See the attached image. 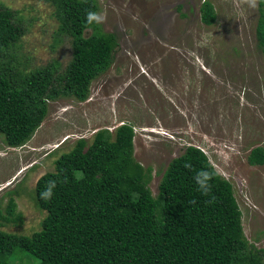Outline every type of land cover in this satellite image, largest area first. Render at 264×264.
<instances>
[{
    "label": "rangeland",
    "instance_id": "rangeland-1",
    "mask_svg": "<svg viewBox=\"0 0 264 264\" xmlns=\"http://www.w3.org/2000/svg\"><path fill=\"white\" fill-rule=\"evenodd\" d=\"M97 1L103 16L98 24L118 37L113 62L92 82L86 101H49L40 128L22 147L9 148L0 137V215L10 218L0 219V231L38 232L46 212L34 200L36 181L54 170V161L76 140L90 143L96 131L114 134L128 123L135 134L134 161L151 171L153 197L171 160L187 146L200 148L232 184L246 240L264 250V164L248 163L252 149H264L259 0H207L217 17L210 26L200 20L205 0ZM0 5L23 18L26 33L14 55L24 68L53 61L66 67L71 41L59 36L50 6L41 0H0ZM9 199L18 222L5 211ZM20 253L22 263L11 264H35Z\"/></svg>",
    "mask_w": 264,
    "mask_h": 264
},
{
    "label": "trees",
    "instance_id": "trees-1",
    "mask_svg": "<svg viewBox=\"0 0 264 264\" xmlns=\"http://www.w3.org/2000/svg\"><path fill=\"white\" fill-rule=\"evenodd\" d=\"M41 1L52 8L59 36L70 38L72 57L64 69L57 61L24 68L14 55L26 33L23 18L0 5V137L13 149L40 128L49 101H86L118 47L114 33L88 19V12L99 11L97 0ZM259 8L256 37L264 56V0ZM216 18L213 4L205 0L202 24L210 26ZM134 135L133 126L123 123L114 134L98 130L90 143L80 138L61 153L54 170L35 184L34 200L46 212L41 229L31 236L0 231V264L22 263L20 252L35 264H263L264 250L244 236L232 184L207 155L187 146L168 164L153 197L151 171L134 161ZM248 163L263 165L264 149H252ZM199 171L210 173L206 195L194 179ZM49 181L55 182L53 195L44 198ZM15 207L9 199L5 211L18 222Z\"/></svg>",
    "mask_w": 264,
    "mask_h": 264
},
{
    "label": "clouds",
    "instance_id": "clouds-1",
    "mask_svg": "<svg viewBox=\"0 0 264 264\" xmlns=\"http://www.w3.org/2000/svg\"><path fill=\"white\" fill-rule=\"evenodd\" d=\"M254 6V5H253ZM89 21H95L97 23L101 22L103 20V16L97 12H88L87 13ZM66 140V139H65ZM194 179L196 180V183L198 185V190L201 191L202 194H208L210 192V173L206 171H199L196 173ZM55 188V182L49 181L48 186L46 189L41 193V196L44 198H51L53 195V189Z\"/></svg>",
    "mask_w": 264,
    "mask_h": 264
}]
</instances>
